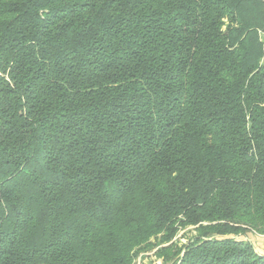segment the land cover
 Here are the masks:
<instances>
[{"label":"trees","instance_id":"trees-1","mask_svg":"<svg viewBox=\"0 0 264 264\" xmlns=\"http://www.w3.org/2000/svg\"><path fill=\"white\" fill-rule=\"evenodd\" d=\"M263 33L264 0H0V264L189 226L164 264H264Z\"/></svg>","mask_w":264,"mask_h":264},{"label":"rangeland","instance_id":"rangeland-1","mask_svg":"<svg viewBox=\"0 0 264 264\" xmlns=\"http://www.w3.org/2000/svg\"><path fill=\"white\" fill-rule=\"evenodd\" d=\"M196 226H189L184 229H181L179 233L176 235V237L167 244H164L163 246H168L171 243H175L178 247H181L185 244H188L191 237L196 235ZM238 238L245 239L251 241L255 249L259 252H264V234H256L251 232H245V234H241L238 236ZM155 242L156 240L153 239ZM160 247H156L148 252L142 253L139 258L136 261V264H164V260L162 257H159L157 255V250Z\"/></svg>","mask_w":264,"mask_h":264},{"label":"crops","instance_id":"crops-1","mask_svg":"<svg viewBox=\"0 0 264 264\" xmlns=\"http://www.w3.org/2000/svg\"><path fill=\"white\" fill-rule=\"evenodd\" d=\"M262 40H263V43H264V33L262 34ZM263 61H264V58H263ZM260 252V251H259ZM262 253V252H260ZM264 253V252H263Z\"/></svg>","mask_w":264,"mask_h":264}]
</instances>
